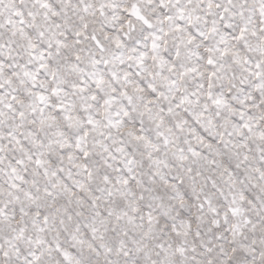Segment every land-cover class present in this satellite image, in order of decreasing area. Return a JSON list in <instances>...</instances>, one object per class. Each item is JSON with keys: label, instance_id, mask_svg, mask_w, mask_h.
<instances>
[{"label": "snow or ice", "instance_id": "snow-or-ice-1", "mask_svg": "<svg viewBox=\"0 0 264 264\" xmlns=\"http://www.w3.org/2000/svg\"><path fill=\"white\" fill-rule=\"evenodd\" d=\"M0 264H264V0H0Z\"/></svg>", "mask_w": 264, "mask_h": 264}]
</instances>
